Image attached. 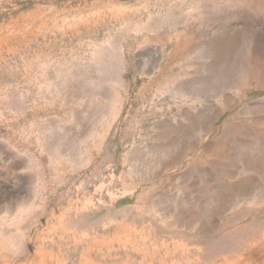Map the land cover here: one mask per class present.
Masks as SVG:
<instances>
[{
  "label": "rangeland",
  "instance_id": "374dc122",
  "mask_svg": "<svg viewBox=\"0 0 264 264\" xmlns=\"http://www.w3.org/2000/svg\"><path fill=\"white\" fill-rule=\"evenodd\" d=\"M0 264H264V0H0Z\"/></svg>",
  "mask_w": 264,
  "mask_h": 264
}]
</instances>
